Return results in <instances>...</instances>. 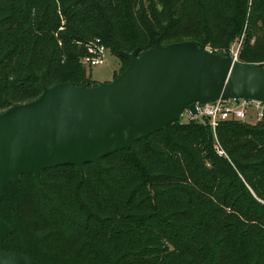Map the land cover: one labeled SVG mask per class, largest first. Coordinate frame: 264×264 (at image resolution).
I'll return each mask as SVG.
<instances>
[{
  "label": "trees",
  "instance_id": "obj_1",
  "mask_svg": "<svg viewBox=\"0 0 264 264\" xmlns=\"http://www.w3.org/2000/svg\"><path fill=\"white\" fill-rule=\"evenodd\" d=\"M240 35L238 61L264 69V0H0V112L36 99L42 84L96 85L80 63L94 38L116 56L150 49L158 37L228 55L222 50ZM199 118L173 122L82 172L60 165L6 184L0 217L11 233L4 251L66 264L81 244L80 264H183L195 259L194 233L226 241L211 219L208 230L197 224L202 215H221L228 200L218 191L236 180L234 193L251 203L233 210L244 260L261 264L264 120H225L213 131Z\"/></svg>",
  "mask_w": 264,
  "mask_h": 264
},
{
  "label": "water",
  "instance_id": "obj_2",
  "mask_svg": "<svg viewBox=\"0 0 264 264\" xmlns=\"http://www.w3.org/2000/svg\"><path fill=\"white\" fill-rule=\"evenodd\" d=\"M126 68L110 82L93 86L42 84L34 100L0 112V200L6 184L31 173L74 165L82 172L113 152L179 121L184 110L219 99L264 103V69L234 61L186 40L143 52L117 51ZM11 233L0 217V264H40L19 252H5Z\"/></svg>",
  "mask_w": 264,
  "mask_h": 264
},
{
  "label": "rangeland",
  "instance_id": "obj_3",
  "mask_svg": "<svg viewBox=\"0 0 264 264\" xmlns=\"http://www.w3.org/2000/svg\"><path fill=\"white\" fill-rule=\"evenodd\" d=\"M120 1L122 4H124L125 2V0H120ZM188 1L190 3L194 2V0H188ZM218 36L219 35L215 36L217 41L219 40ZM242 37L243 35H240L239 38H235L226 47V49L222 51L227 52L229 55L236 53L237 50L240 48ZM205 49L213 53L218 51L217 49H213L210 46H206ZM262 66L264 68V63ZM124 67H125V62L108 50L105 55V60L103 63L91 67L85 66L84 70L86 76L89 78L90 83L99 84L103 82L112 81L114 77L118 76L120 72H122L126 68ZM199 117L200 116L194 118H199ZM189 120L190 118L188 117L187 113H183L180 117V121L182 122H187ZM254 121H255V116L251 117L250 120L247 122L253 124ZM216 146L219 147V144H216ZM237 176L242 181L241 174H237ZM234 183L236 185L235 187L222 186L218 191V194L223 199L228 200L227 207H225V209L221 211V215L218 214L217 217L211 218V214H205L200 217L199 219L200 221L198 220L199 222L197 221L198 224L196 223L199 227L208 230V228H205V225L211 221H214L219 227H221L225 231L226 241L222 242L221 239H217L214 235L205 238L202 237L201 235L194 233L196 224L192 227H189L188 228L189 231L191 233H194L192 238L193 241L192 246L194 247L193 253L195 259H188V260L186 259L184 260L183 264H246L243 255V247L240 240V232L234 223L233 210L236 209L239 211V209L244 210L246 208H248L249 210V206L251 205V203L247 202L246 200H242V198H240L241 197L240 195L234 193V189L238 190L239 188V184L236 180ZM156 192H158V190H156ZM149 193L152 194V190H150ZM228 219H232L233 221H229ZM225 244H227L232 249L234 255L228 253L226 247L224 246ZM80 246L81 244L72 247V249L70 250V254L67 257L66 264H80L79 253L77 250L78 247ZM263 259L261 260L262 261L261 264H264ZM89 260L90 259L87 258V261ZM89 264H93V263L90 262Z\"/></svg>",
  "mask_w": 264,
  "mask_h": 264
},
{
  "label": "built area",
  "instance_id": "obj_4",
  "mask_svg": "<svg viewBox=\"0 0 264 264\" xmlns=\"http://www.w3.org/2000/svg\"><path fill=\"white\" fill-rule=\"evenodd\" d=\"M85 49V55L80 58V63L83 67H91L103 63L108 51V48L100 38H94L85 43ZM231 56L234 61H238L237 52ZM197 111L198 115L196 117L207 118L213 131H215L221 121L225 120L249 121L253 116H255L254 123L264 120V103L257 100L239 99L238 102H235L233 99H219L213 103L203 105L197 103ZM183 113H187L190 119L194 118L187 110H184ZM216 149L219 153H222L218 146H216Z\"/></svg>",
  "mask_w": 264,
  "mask_h": 264
}]
</instances>
